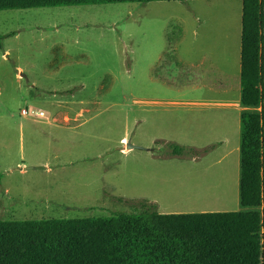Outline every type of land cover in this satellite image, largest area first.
<instances>
[{"label":"rangeland","instance_id":"rangeland-1","mask_svg":"<svg viewBox=\"0 0 264 264\" xmlns=\"http://www.w3.org/2000/svg\"><path fill=\"white\" fill-rule=\"evenodd\" d=\"M242 2L0 11V220L110 218L148 202L258 211L264 226V189L261 207L241 208L232 157L199 129L230 133ZM171 143L194 153L172 156Z\"/></svg>","mask_w":264,"mask_h":264},{"label":"trees","instance_id":"trees-1","mask_svg":"<svg viewBox=\"0 0 264 264\" xmlns=\"http://www.w3.org/2000/svg\"><path fill=\"white\" fill-rule=\"evenodd\" d=\"M191 0H0V11ZM240 100L264 108V0H242ZM262 85L261 91L258 85ZM264 114L242 116L239 204L262 206ZM170 155L194 151L168 145ZM138 214L110 218L0 220V264H264L262 213Z\"/></svg>","mask_w":264,"mask_h":264},{"label":"crops","instance_id":"crops-1","mask_svg":"<svg viewBox=\"0 0 264 264\" xmlns=\"http://www.w3.org/2000/svg\"><path fill=\"white\" fill-rule=\"evenodd\" d=\"M241 52V50H240ZM239 90H240V82H239ZM232 105L231 103H229ZM236 108V114L234 116V120L232 121V124L230 125V133L229 135L222 134L221 136H218L217 138H211L208 135L204 134L203 128H204V122H201L199 125L200 134L202 135V140L205 141V147H209L210 145L214 143H219L220 145H224L226 149V153L224 157L231 156V161L233 162V165L236 167V172L240 177V145L242 140V116L244 114H251V113H263L264 114V108L262 105L260 106H245L241 103L240 100V94L239 99L233 104ZM232 106H227V108H224L225 110L231 109ZM222 110V111H225ZM233 111V110H231ZM229 114H219L217 116L214 115L215 119H218V117L227 116ZM214 119V120H215ZM216 122V120H215ZM204 147V148H205ZM262 157H263V181H264V142H262ZM127 151V150H126ZM126 151H123L126 153ZM128 152V151H127ZM237 186L239 188V180L237 181ZM264 189V186H263ZM238 196H239V189H238ZM204 213H213V212H204ZM217 213V212H214Z\"/></svg>","mask_w":264,"mask_h":264},{"label":"water","instance_id":"water-1","mask_svg":"<svg viewBox=\"0 0 264 264\" xmlns=\"http://www.w3.org/2000/svg\"><path fill=\"white\" fill-rule=\"evenodd\" d=\"M131 149H139L138 147H136V146H132V145H130V144H127V146H126V150H131Z\"/></svg>","mask_w":264,"mask_h":264},{"label":"built area","instance_id":"built-area-1","mask_svg":"<svg viewBox=\"0 0 264 264\" xmlns=\"http://www.w3.org/2000/svg\"><path fill=\"white\" fill-rule=\"evenodd\" d=\"M26 113V111H24V114ZM38 117L39 118H43L44 117V112H40L39 114H38Z\"/></svg>","mask_w":264,"mask_h":264}]
</instances>
